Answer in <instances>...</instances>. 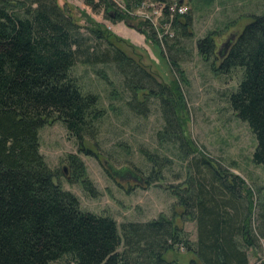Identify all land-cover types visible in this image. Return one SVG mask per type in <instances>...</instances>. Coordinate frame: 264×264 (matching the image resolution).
<instances>
[{"label": "trees", "instance_id": "trees-1", "mask_svg": "<svg viewBox=\"0 0 264 264\" xmlns=\"http://www.w3.org/2000/svg\"><path fill=\"white\" fill-rule=\"evenodd\" d=\"M138 1L127 0V6ZM105 13L113 23L131 20L109 3ZM190 21L187 13L175 22L178 37H187ZM144 26L140 22L134 28L159 47ZM115 39L124 42L92 21L80 25L57 0H0V264H177L164 256L178 246L194 254L190 264H249L242 242L252 245L251 191L242 179L220 172L203 157L195 160L199 175L189 177L182 197L169 187L185 220L195 223L194 243L163 215L118 226L111 217L84 212L72 193L54 183L59 171L40 155L38 130L58 120L82 150L84 137L95 132L103 115L98 98L84 93L71 76L77 63H112L130 88L148 86L162 102L163 138H178L189 148L187 156L194 153L178 118L174 123L173 81L168 87L158 83L114 45ZM197 48L205 59L214 56V34L198 40ZM234 68L242 70V78L228 103L254 134L253 163L264 167V11L231 40L220 69ZM152 156L155 179L149 176L147 184L162 179L160 169L168 165ZM69 164L73 174H84L76 157H69ZM202 168L207 180L200 177ZM83 184L93 195L88 181ZM260 218L264 221V206Z\"/></svg>", "mask_w": 264, "mask_h": 264}, {"label": "rangeland", "instance_id": "rangeland-1", "mask_svg": "<svg viewBox=\"0 0 264 264\" xmlns=\"http://www.w3.org/2000/svg\"><path fill=\"white\" fill-rule=\"evenodd\" d=\"M142 1L146 0L130 2L128 7L127 0H57L80 25L92 21L124 40L112 41L158 83L168 87L173 81L171 87H177L176 94L171 90L176 107L174 123L179 120L194 153L187 156L189 148L182 147L178 138H163L162 102L148 86L126 85L112 63H77L71 69L81 90L98 98L97 109L103 113L95 123V132L84 137L82 150L63 123L54 120L38 130L39 153L52 171H59L54 183L72 193L82 211L111 217L118 226L145 223L163 215L172 218L191 243L196 241L195 223L185 220L184 209L169 187L182 197L189 177L196 179L199 175L195 160L203 157L220 172L242 179L251 191L252 245L242 244L249 264H264V221L260 218L264 206V167L253 163L254 134L228 103L229 95L236 91L242 78V70L223 71L220 66L226 54L222 58L218 55L228 39H235L253 16L263 13L264 0H165L184 4L191 21L187 37H178L174 30V38L161 40L159 47L146 41V36L134 28L145 23L143 29L152 31L157 40L149 22L133 18L128 23H113L106 17V3L128 17L123 9H131ZM82 31L87 37L86 31ZM210 34H214L215 54L205 59L197 41ZM175 130L176 125L171 131ZM152 155L167 160L168 165L160 169L162 179L147 184L149 176L155 179L151 173L155 166L149 161ZM71 156L84 168L81 176L74 173L76 179L72 183L68 180L74 175L69 164ZM200 177L209 178L206 168L201 169ZM85 180L93 195L85 190ZM164 258L177 264L196 260L182 246L167 252Z\"/></svg>", "mask_w": 264, "mask_h": 264}, {"label": "built area", "instance_id": "built-area-1", "mask_svg": "<svg viewBox=\"0 0 264 264\" xmlns=\"http://www.w3.org/2000/svg\"><path fill=\"white\" fill-rule=\"evenodd\" d=\"M131 19L147 21L154 29L157 41L174 38V24L187 14V7L179 2L161 0L158 2L142 1L131 9H123Z\"/></svg>", "mask_w": 264, "mask_h": 264}, {"label": "water", "instance_id": "water-1", "mask_svg": "<svg viewBox=\"0 0 264 264\" xmlns=\"http://www.w3.org/2000/svg\"><path fill=\"white\" fill-rule=\"evenodd\" d=\"M129 26H130V25H129ZM232 39H233V38L228 39L227 42L225 43V45H224V50H225V51H224V54H226L227 49H228V47H229V45H230ZM224 54H223V55H224ZM218 55H219L220 58H222V56H223V55H221L220 53H219Z\"/></svg>", "mask_w": 264, "mask_h": 264}, {"label": "flooded vegetation", "instance_id": "flooded-vegetation-1", "mask_svg": "<svg viewBox=\"0 0 264 264\" xmlns=\"http://www.w3.org/2000/svg\"><path fill=\"white\" fill-rule=\"evenodd\" d=\"M224 51H225V50L223 49L222 52H221L220 54L223 55V54H224Z\"/></svg>", "mask_w": 264, "mask_h": 264}, {"label": "crops", "instance_id": "crops-1", "mask_svg": "<svg viewBox=\"0 0 264 264\" xmlns=\"http://www.w3.org/2000/svg\"><path fill=\"white\" fill-rule=\"evenodd\" d=\"M124 31V30H123Z\"/></svg>", "mask_w": 264, "mask_h": 264}]
</instances>
